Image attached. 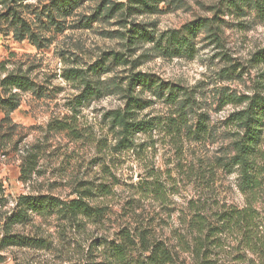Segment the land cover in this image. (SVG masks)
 <instances>
[{"label": "rangeland", "instance_id": "374dc122", "mask_svg": "<svg viewBox=\"0 0 264 264\" xmlns=\"http://www.w3.org/2000/svg\"><path fill=\"white\" fill-rule=\"evenodd\" d=\"M51 1L23 3L25 18L43 39L36 46L20 40L16 28L0 20V82L20 75L35 85L30 91H13L21 101L16 111L7 115L0 110V264L102 263L104 246L118 243L123 230L137 242L147 230L151 241L176 251L177 264H200L194 225L199 214L221 230L207 248L211 264H264V188L252 205L251 246L242 226L222 230L220 225L231 211L251 206L239 188L238 173H228L221 163L232 153L229 116L239 109L231 97L264 96V65L251 63L264 49V23L253 11L241 16L226 12L220 16L226 21L222 47L201 35L192 56H167L155 43L130 45L129 25L143 26L159 39L198 18L214 17L222 0H167L155 14L127 18L103 13L89 26L88 19L100 7L127 0H87L70 16L60 17L59 28L45 24ZM6 7L0 4V14ZM112 53L125 55L128 65L112 63ZM103 59L108 70L89 71ZM230 67L238 71L227 77ZM70 70L87 73L102 96L79 104L84 85ZM131 73L151 74L187 90L193 109L183 112L179 105L145 95L152 103L140 119L156 125L137 137L133 149L120 150L105 115L124 107L118 85L125 86ZM11 94L0 86V99ZM200 116L207 118L208 135L196 141L189 129L195 130ZM57 123L70 128L60 131ZM260 151L264 169V135ZM156 181L162 199L145 189ZM102 185L107 195L97 190ZM89 189L92 195L85 194ZM23 196H51L64 203L83 199L93 208H104L106 215L94 224L30 212L18 223L14 213ZM143 253L137 258L144 260Z\"/></svg>", "mask_w": 264, "mask_h": 264}, {"label": "trees", "instance_id": "16d2710c", "mask_svg": "<svg viewBox=\"0 0 264 264\" xmlns=\"http://www.w3.org/2000/svg\"><path fill=\"white\" fill-rule=\"evenodd\" d=\"M27 0H0V4H6V10L0 14V20L16 28L20 40L29 39L35 46L36 43L43 41L33 30L31 24L24 16L23 3ZM87 0H52L46 13L45 24L60 26V17H68L75 12ZM167 0H127L126 4L108 5L103 9L100 7L92 18L87 21V26L98 20L104 13L107 17H113L116 14L130 18L136 15L155 14L159 11V6ZM221 9L217 11L212 18H198L183 25L178 30H172L158 39L153 32L143 26L131 23L132 28L127 31L126 39L130 45L135 46L138 42L155 43L162 48L167 56H179L182 54L193 55L196 51V45L201 35H206L210 45L223 46V27L226 21L220 16L229 12L230 15H246L254 12L256 18L264 23V0H222ZM224 10V11H223ZM227 15V13H226ZM127 23V22H126ZM124 36V35H123ZM112 63L119 66L128 65L129 61L125 55L120 53L111 54ZM225 58V56H224ZM230 61L231 58H228ZM255 67L264 65V49L256 52L251 59ZM106 63L103 59L96 65L89 68L93 74L100 71H106ZM239 66V65H238ZM231 67L226 71L225 76L234 75L238 70ZM70 76L80 80L84 85V91L80 97L79 104L90 102L93 98H100L103 94L102 89L92 82L87 73L81 70H70ZM264 79V74L262 75ZM126 85H118L119 90L124 95L125 105L122 108L108 112L105 118L109 120L111 127L116 131L118 137V148L120 150L133 149L136 139L139 135L151 133L155 127L153 120L140 119L144 110L150 107L152 100L144 99L149 94L153 99L165 100L169 103L179 105L183 112L189 108L193 109L191 94L179 86L164 83L154 75L147 73H131L125 80ZM264 89V84L260 83ZM0 86L6 90H11V95L6 99H0V110H4L7 115L16 111L21 106L19 93L13 91H30L34 88L33 82L26 76L10 75L0 82ZM181 98H184L183 101ZM230 102L237 105L239 109L229 116V122L234 126V132L231 133L232 153L225 158L221 166L229 173L237 172L239 176V188L249 200L248 210H233L221 221V228L227 229L242 226L244 233H248V245L251 246L255 234L253 233V224L255 221L252 210L253 203H256L260 192L264 188V169L260 166L261 151L260 147L263 141L264 133V96L257 93L254 96L231 97ZM206 117H199L195 130L189 129L196 141L203 140L208 135V126ZM57 123L56 128L60 131H66L70 127ZM178 126V125H176ZM179 128V127H176ZM74 131V130H73ZM106 189V185L98 187L97 190ZM150 189L161 199L164 194L159 182L151 187L146 185L145 189ZM96 190V191H97ZM105 195L109 193L102 190ZM146 192H149L146 190ZM92 195L91 189L85 191V194ZM35 213L38 216H52L53 214H62L73 221L84 219L94 224L101 223L105 218L104 208H93L83 199H73L69 203H64L51 196H23L19 198L17 210L14 213L15 221L18 223L25 220L29 213ZM200 214L197 215L196 223L198 226L196 237V255L200 264H211L208 261L207 248L213 244L216 234L221 230L210 225ZM217 231V232H216ZM223 232V231H222ZM221 232V233H222ZM147 230L140 232V240L133 239L130 232L123 230L120 233L118 243L112 242L104 246V261L98 264H177L178 256L167 243L162 241H151L147 236ZM38 241L36 240V244ZM141 246V249H140ZM206 249V252H205ZM140 251L146 254L144 260L137 258Z\"/></svg>", "mask_w": 264, "mask_h": 264}, {"label": "clouds", "instance_id": "9594fccd", "mask_svg": "<svg viewBox=\"0 0 264 264\" xmlns=\"http://www.w3.org/2000/svg\"><path fill=\"white\" fill-rule=\"evenodd\" d=\"M223 115V114H222Z\"/></svg>", "mask_w": 264, "mask_h": 264}]
</instances>
